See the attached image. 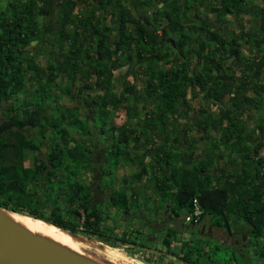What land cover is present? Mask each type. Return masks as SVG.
Returning a JSON list of instances; mask_svg holds the SVG:
<instances>
[{
	"label": "trees",
	"instance_id": "1",
	"mask_svg": "<svg viewBox=\"0 0 264 264\" xmlns=\"http://www.w3.org/2000/svg\"><path fill=\"white\" fill-rule=\"evenodd\" d=\"M262 1L0 0V104H8L0 119V207L137 248L145 246L141 232L109 225V207L121 220L150 201L154 210L167 203L179 217L196 197L203 212L190 225L208 217L228 234L244 225L264 261ZM198 94L206 107L191 106ZM193 129L208 142L199 146ZM92 130L104 136L96 143L114 140L110 154L108 146L95 154ZM181 135L190 136L185 150L177 148ZM123 158L136 171L102 185ZM146 187L157 199L145 196ZM173 230L164 228L167 248ZM193 240L163 254L221 264L218 246ZM145 247L147 263L162 261ZM228 257L225 264H237Z\"/></svg>",
	"mask_w": 264,
	"mask_h": 264
},
{
	"label": "rangeland",
	"instance_id": "2",
	"mask_svg": "<svg viewBox=\"0 0 264 264\" xmlns=\"http://www.w3.org/2000/svg\"><path fill=\"white\" fill-rule=\"evenodd\" d=\"M262 1V0H259ZM264 3V0L262 1ZM144 12V8H140L139 10V14L142 15V13ZM106 23L109 24L110 20L109 17L106 15L105 17ZM228 24L231 25V23L229 22ZM114 30H115V26H114ZM40 62L42 64H45V60L43 59V57H41ZM138 89V88H137ZM65 100L67 102H69L68 98L65 97ZM224 103H226V100L224 101ZM1 108H0V119L3 118V113L4 110L6 109L7 105L5 102H2L1 104ZM122 114L118 115V118H115V120L113 121L114 123L117 122H121L122 120ZM100 117L97 115L96 116V123L100 122ZM191 122L192 119H186L184 120V122ZM112 122V123H113ZM82 123V122H81ZM102 123V122H101ZM76 131L80 130L79 128L75 129ZM105 133L109 134L111 131L107 130V127H105ZM82 131V130H81ZM91 133L94 135L93 143L95 144L96 147V155H100L98 153V150H101L103 147L108 146L107 147V154L111 153V147H110V143H113V139H110V143L108 144L107 141L106 143L104 142V145H101V143H96L97 140L99 141L100 139L102 140L101 137H104L102 134H100L101 137H99L97 135V133L95 132V130H92ZM192 137H204V134L202 131H198V129H193V131H191ZM78 135V134H76ZM109 135H105V138H107ZM183 136V135H181ZM110 138V137H109ZM107 140V139H105ZM104 140V141H105ZM136 146V145H135ZM138 148L137 151H140V147H136ZM182 148V147H180ZM105 151V152H106ZM40 152H44V147L41 148ZM263 153V150H261L260 155ZM27 157H26V165L31 164L32 160H33V152L32 151H27L26 152ZM42 154V153H40ZM124 160H120V166L118 169H115V171H112V174L109 176H105L102 179V185L104 184H111L114 183L112 182V180H114V177L116 178V183L118 185V182H121L122 178L124 176L128 177V175L132 174L133 172L136 171L137 167L132 164L130 161L126 162V158H123ZM99 163V160H96ZM109 164L113 165L114 164V159H109ZM159 169V168H157ZM111 170H114V168H112ZM85 174V173H84ZM102 176H100L99 178V183L101 180ZM144 186H148V181L146 180V177L143 178L142 181ZM115 184V183H114ZM148 188V187H146ZM104 189V188H103ZM104 193H106L107 189H104ZM151 194V193H149ZM100 196H105L104 195H100ZM146 196V194H145ZM164 198V197H163ZM142 201H146L144 198H141ZM150 206L148 208H144V204H142L141 207H143V209L147 212V211H151L152 215L154 214V212L157 214L156 220L153 222H149V218H144L143 214L139 212L133 213V214H126V216H124V219L119 220L121 217H117L115 214V209L113 207H109L108 210V216L109 219L107 220L109 225H112L113 223L118 224V226H120L119 228H122V230H126V231H130V233H132V236H135V232L139 231L141 232V234L139 235L142 239L140 240L141 243L145 246L148 245V248L151 249L152 251H154V255L155 257H158L157 255H159L158 253H160L161 255L163 253H165L166 251L170 250V252H175L178 251V248L180 247V243L181 241L187 239V240H193L195 241V239L198 236H201V240H208L209 242V247L214 248L216 246H218L219 250L216 251L219 255L217 257V259L219 260V262L221 264H225L226 259H228V254L232 253V255L235 257V260L237 262V264H264V261L262 259H260L257 250L255 248V246L253 245L254 239L250 236V231L248 228L244 227V225H235L232 226V233L228 234L223 228L214 226L213 228H210V225H208V217L205 223L203 224H199V225H192L191 229L187 232H185L184 230H176L172 224L169 226V228H173L174 230L172 231L169 240L171 241V244L169 245V247L167 248L164 243L162 242V239L164 237V233L162 231L163 227H167L164 226L165 224L164 221L160 220L161 219V215L162 212L165 210L166 206H169V204H164V206L162 205V207H157L155 208V210L151 207V205H147ZM155 206V204L153 205V207ZM106 209V208H105ZM134 209V208H132ZM157 211V212H156ZM179 215H183L184 214V210H179ZM8 214L13 215L16 219H18L19 221H21L22 223L26 224L28 227L43 232L44 234H46L47 236L51 237L52 239L58 240L62 243H65V245L72 247L74 249L79 250L80 252H82L84 255L89 256L95 260H98L100 262L106 263V264H149L147 263L143 256L149 255V251L147 250L145 246H139L137 248H132L130 245H126V244H107L103 241H99L95 238H91V237H87L84 234H81L80 232H74V231H70V230H65L62 229L56 225L51 226L52 224L49 225V223L40 220V219H35L32 217H29L27 215L24 214H20L17 212H7ZM151 215V214H150ZM180 217V216H179ZM116 218V220H115ZM141 218V219H140ZM33 224V225H32ZM203 225L206 228H208V234L202 233L201 231H199L197 226H201ZM179 227V226H178ZM155 228V229H154ZM202 229V227H201ZM204 229V228H203ZM204 232V231H203ZM70 233H75L78 234L77 236H71ZM155 236V238L153 237ZM153 237L154 240L153 241H149L148 238ZM264 239V238H263ZM262 240V239H261ZM137 241V239H136ZM205 249V248H204ZM140 250V251H139ZM206 250V249H205ZM139 251V252H136ZM142 251H146L145 253H143ZM207 251H209V249H207ZM136 252V253H134ZM140 253V254H139ZM153 255V256H154ZM160 255V256H161ZM162 261L159 260L158 258L155 260L156 264H186L184 262H182L181 260H179L176 256L168 254L165 255L163 254L161 256ZM205 258H201L198 260V264H210L209 262L205 261ZM232 262H230L229 264H231ZM197 264V263H196ZM233 264V263H232Z\"/></svg>",
	"mask_w": 264,
	"mask_h": 264
},
{
	"label": "water",
	"instance_id": "3",
	"mask_svg": "<svg viewBox=\"0 0 264 264\" xmlns=\"http://www.w3.org/2000/svg\"><path fill=\"white\" fill-rule=\"evenodd\" d=\"M7 212L14 213L0 207V264H106L30 232Z\"/></svg>",
	"mask_w": 264,
	"mask_h": 264
},
{
	"label": "crops",
	"instance_id": "4",
	"mask_svg": "<svg viewBox=\"0 0 264 264\" xmlns=\"http://www.w3.org/2000/svg\"><path fill=\"white\" fill-rule=\"evenodd\" d=\"M206 100L202 97V95L201 94H198V96L195 98V99H193V102H192V104H191V106H205L206 107ZM253 112L254 111H252V112H250V109L248 110L247 109V112H246V115H244V118H247V121H248V128L250 129V128H252L253 126H254V119H253V116H254V114H253ZM180 138H178V139H180V141L178 140V145H179V147H177V148H179V150H185V148L187 147V145H186V142H184V139L186 140V138L187 137H190L189 135H186V136H179ZM200 140L198 141V145L199 146H202V145H204L205 143H206V141L208 142V139H205L204 137H200L199 138ZM182 142H184V143H182ZM250 143V142H249ZM180 147H182L181 149H180ZM176 148V147H175ZM233 156V155H232ZM147 180V179H146ZM149 193H151V194H149ZM146 195H151V196H153V199H157V196L155 195H153V193L149 190V188H146V193H145ZM151 202V206L152 205H154L155 203H152V201H150ZM158 207H162V204H159V202H158ZM140 211V213L141 214H143V216H144V218H149V222H153V221H155L156 220V217H157V214L154 212V214L152 215V212L151 211H145L144 209H140L139 210ZM157 212V211H156ZM151 214V215H150ZM184 214H185V212H184ZM184 214L183 215H181L180 216V221L179 222H176L175 223V225H172L176 230H184L185 232H187V231H189L190 229H191V226L192 225H190V223H186L184 220H183V216H184ZM141 219V218H140ZM168 223V222H167ZM164 226H167V227H169L170 226V224H165ZM179 226V227H178ZM164 228L165 227H163L162 228V231H163V233H164ZM155 229V228H154ZM165 234V233H164ZM154 238H155V236H153ZM153 237H150V238H148L149 239V241L151 242V241H153L154 240V238ZM148 245L149 244H147V247H148Z\"/></svg>",
	"mask_w": 264,
	"mask_h": 264
},
{
	"label": "built area",
	"instance_id": "5",
	"mask_svg": "<svg viewBox=\"0 0 264 264\" xmlns=\"http://www.w3.org/2000/svg\"><path fill=\"white\" fill-rule=\"evenodd\" d=\"M262 150L263 153L261 154V156L264 158V148ZM202 212L203 210L198 202V199L195 197L193 198L192 201L191 210L184 215V220L186 222H190V221L197 222Z\"/></svg>",
	"mask_w": 264,
	"mask_h": 264
},
{
	"label": "flooded vegetation",
	"instance_id": "6",
	"mask_svg": "<svg viewBox=\"0 0 264 264\" xmlns=\"http://www.w3.org/2000/svg\"><path fill=\"white\" fill-rule=\"evenodd\" d=\"M179 216H181V215H179ZM160 220L164 221L163 224L175 225L176 222L180 221V217H174V215L171 213V209L168 206H166L165 210L162 212ZM197 227H198L199 231H201L202 233L208 234V231H209L208 228L205 229V227L203 225L197 226ZM201 227H202V229H201ZM210 228H211V226H210Z\"/></svg>",
	"mask_w": 264,
	"mask_h": 264
},
{
	"label": "bare ground",
	"instance_id": "7",
	"mask_svg": "<svg viewBox=\"0 0 264 264\" xmlns=\"http://www.w3.org/2000/svg\"><path fill=\"white\" fill-rule=\"evenodd\" d=\"M8 215L11 217V219H13L14 221H16V222L20 223L21 225H23V226H24L26 229H28L30 232H32V233H36V234H40V235H43V236H45V237H47V238H50L51 240L57 242L58 244H60V245H62V246H64V247H66V248H68L69 250H72V251H74V252H77V253H79V254H82V252H80L79 250L74 249V248H72V247H69V246L65 245V243H62V242H60V241H58V240L52 239L51 237L47 236V235L44 234L43 232H40V231H37V230H34V229L28 227L26 224H24V223H22L21 221H19L18 219H16L13 215H11V214H8ZM32 225H33V224H32ZM142 264H144V263H142Z\"/></svg>",
	"mask_w": 264,
	"mask_h": 264
},
{
	"label": "clouds",
	"instance_id": "8",
	"mask_svg": "<svg viewBox=\"0 0 264 264\" xmlns=\"http://www.w3.org/2000/svg\"><path fill=\"white\" fill-rule=\"evenodd\" d=\"M185 214H186V213H185ZM185 214H184V215H185ZM183 220H184V216H183ZM184 221H185V220H184ZM185 222H186V221H185ZM190 222H191V221H190ZM197 222H198V221H197ZM197 222H196V223H197ZM186 223H189V222H186ZM198 225H199V224H198Z\"/></svg>",
	"mask_w": 264,
	"mask_h": 264
}]
</instances>
